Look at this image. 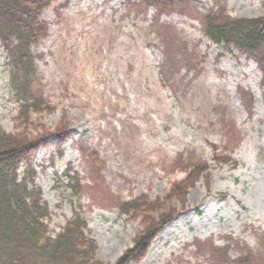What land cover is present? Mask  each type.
I'll list each match as a JSON object with an SVG mask.
<instances>
[{
  "label": "rangeland",
  "instance_id": "1",
  "mask_svg": "<svg viewBox=\"0 0 264 264\" xmlns=\"http://www.w3.org/2000/svg\"><path fill=\"white\" fill-rule=\"evenodd\" d=\"M49 2L40 17L47 34L32 47V90L54 107L40 122L53 132L65 116L68 132L32 161L52 234L77 208L97 257L114 263L142 229L118 200L162 196L191 163L206 161L209 186L202 178L183 207L174 202L179 214L131 264H264V59L203 31L211 11L264 16V0H187L162 12L140 0ZM18 108L0 44L7 132L17 131ZM68 169L81 191L69 186Z\"/></svg>",
  "mask_w": 264,
  "mask_h": 264
},
{
  "label": "trees",
  "instance_id": "2",
  "mask_svg": "<svg viewBox=\"0 0 264 264\" xmlns=\"http://www.w3.org/2000/svg\"><path fill=\"white\" fill-rule=\"evenodd\" d=\"M140 1L159 12L187 5V0ZM49 3L0 0V44L9 55L11 81L19 102L14 118L17 131L7 132L0 126V264H129L143 258L161 227L179 214L174 202L183 207L190 189L202 178L209 186L210 165L206 161L191 163L186 177L156 199L141 194L131 200H118L120 212L131 220L139 219L142 229L115 263L97 258V244L87 234L86 219L77 208L61 231L52 235L47 223L51 213L35 183L36 170L31 158L51 138L56 137L60 147L68 132L65 116L53 132L46 129L40 122L41 115L54 107L32 90L37 72L32 47L47 34L40 17ZM203 26L214 43L246 50L264 59V16L234 18L223 11H213L205 16ZM215 155L219 162V155ZM67 177L75 192L83 189L78 174L67 173Z\"/></svg>",
  "mask_w": 264,
  "mask_h": 264
}]
</instances>
